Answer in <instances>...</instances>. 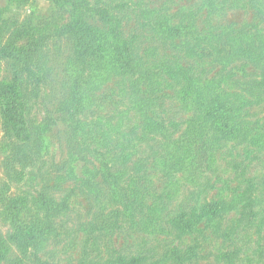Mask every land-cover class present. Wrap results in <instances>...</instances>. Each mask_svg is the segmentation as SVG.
Here are the masks:
<instances>
[{
	"label": "trees",
	"instance_id": "1",
	"mask_svg": "<svg viewBox=\"0 0 264 264\" xmlns=\"http://www.w3.org/2000/svg\"><path fill=\"white\" fill-rule=\"evenodd\" d=\"M148 1H59L74 15L70 32L76 56L65 74L66 94L58 101V115L38 123L37 141L22 116L18 120L24 103L0 83L2 113L34 143L35 155L50 149L57 128L69 145L57 175V181L74 186L65 196L56 197L52 186L40 189L35 205L39 213L27 219L19 216L22 202L3 199V214L14 219L7 239L31 252L35 264H57L54 255L45 259V248L65 226L63 218L59 225L55 219L68 211L75 190L98 195L104 185L112 201L121 204L117 216L125 218L120 225L107 223L108 231L130 222L153 238L204 234L203 223L219 228L226 213L263 199L256 185L210 201L203 194L207 197L213 188L212 176L219 173L215 153L227 146L230 136H237L239 144L256 137L264 150V122L249 119L250 107L264 102V0H193L176 10ZM231 9L252 16L227 30L200 29L204 13L217 18ZM126 19L125 25L133 24L128 34ZM33 51L2 44L0 35V61L18 56L27 66ZM250 72L256 77L248 79ZM242 75L247 82L240 80ZM40 77L38 93L46 85ZM81 162L83 171L77 172ZM190 185L196 190L180 199L181 189ZM94 245L101 249L99 241ZM198 248L190 245L186 253L173 247L157 256V248L142 251L139 245L136 253L99 254L83 264H167L172 259L185 264L199 259ZM232 251L224 255L229 263L240 248ZM21 261L24 257L15 260Z\"/></svg>",
	"mask_w": 264,
	"mask_h": 264
},
{
	"label": "rangeland",
	"instance_id": "2",
	"mask_svg": "<svg viewBox=\"0 0 264 264\" xmlns=\"http://www.w3.org/2000/svg\"><path fill=\"white\" fill-rule=\"evenodd\" d=\"M59 1L0 0L2 44L11 45L17 51H32L33 48L35 53L27 66H24L18 56L3 57L0 61V83L9 86L20 97L18 101L24 103V112L17 113L18 120L22 116L25 127L31 133L29 136L35 141L39 138L36 131L38 123L47 119L51 121V118L54 119L58 115V101L66 94L63 86L66 81L65 74L76 56L75 43L70 32L74 15L71 8L62 7ZM150 1L157 5L165 2L164 4L172 6L173 10L182 4L193 2H148ZM251 16L250 12L245 13L237 9L228 10L217 18L204 13L200 16L198 25L200 29L217 32L227 30L230 26L236 27ZM127 20L123 21L126 34L133 26L132 23L125 25ZM89 62H93V59L90 58ZM29 71L35 74L33 78L30 77ZM37 74H40V78L46 83L44 90H40L42 93H38L35 88L39 79ZM251 75L256 77L255 72H250L247 78L250 79ZM247 78L242 75L240 80L247 82ZM250 113L252 116L249 119L262 124L264 102L250 107ZM15 126L18 125L6 121L0 100V264H19L15 260L23 257L22 264H35L31 252H23L18 244L7 239L8 232H13L14 219L9 216L6 218L3 214V199L13 203L22 202L23 208L19 216L27 219L32 214L39 213L35 205L40 189L52 186L51 190L53 189L56 197L65 196L74 186L70 188L71 184L57 181V175L62 172L59 168L65 165L69 145L65 133L59 134L63 130L57 128L58 132H53L57 135L52 134L49 139L50 149L39 151L40 155L37 156L33 151L34 143L31 145V141ZM230 137L227 146L219 148L215 153L219 173L212 176L213 188L208 190L207 197L203 194V198L210 201L227 194L232 197L237 191L242 192L256 185L263 199L254 205L238 206L239 209L226 213L220 220L219 228L203 223L200 227L204 228V234L201 235L176 237L174 234H162L153 238L139 226L129 222L113 233L108 231L107 223L119 222L120 225L125 218L117 216V209H122L121 204L112 201L103 185L98 195L75 190L69 201L68 211L55 219L59 225L60 219L63 218L66 221L65 226L50 240L51 245L46 246V255L45 252L42 255H45V259L56 256L57 264H83L96 259L99 254L108 256L116 251L136 253L139 245L142 251L152 246L157 248V256H160L163 251L173 247L187 253L190 245L196 244L199 247V259L195 258L185 264H264V150L256 137L248 142L249 146L247 143L239 144L237 136ZM84 165L83 162L77 163V172H82ZM96 165L100 167L101 164ZM89 166L93 167L91 164ZM98 181L102 185L103 176L99 175ZM55 186L57 189H54ZM193 188L195 187L191 185L182 188L180 199L190 191L196 190ZM189 203L191 206L195 204L192 201ZM96 241L101 243V249L98 251L94 245ZM235 248H240V254L235 256L234 262L229 263L224 255L233 252ZM167 264L177 262L172 259Z\"/></svg>",
	"mask_w": 264,
	"mask_h": 264
}]
</instances>
